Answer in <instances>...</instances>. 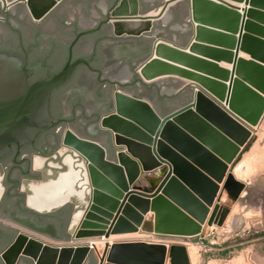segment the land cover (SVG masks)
Segmentation results:
<instances>
[{"label":"water","instance_id":"1","mask_svg":"<svg viewBox=\"0 0 264 264\" xmlns=\"http://www.w3.org/2000/svg\"><path fill=\"white\" fill-rule=\"evenodd\" d=\"M64 1L66 0H11L8 5L6 0H1L4 11L13 12L17 5L21 4V14L24 10L28 20L35 24L42 22ZM140 1L146 0H130V6L127 8L124 4L125 0H119L109 12L107 20L112 21V29L116 36L121 34L117 31L118 28L115 27L114 22L138 19ZM153 1L156 6L164 5V13L173 3H177L175 7L179 9H182L185 4H189L188 8L182 11V15L187 16V21L193 27L194 23L208 27H203L200 30L197 27L194 28L193 41H217V43L227 44L229 48L235 45L233 35L238 33L240 19L236 13L238 8H234L223 0H214L219 4L207 0ZM250 2L255 7H264V0H251ZM101 3L103 5V0ZM10 6L14 8L11 10ZM172 10L174 8L170 9V11ZM210 10L213 12L208 13ZM218 15H224V19H229V24L222 25L217 22L216 20L220 18ZM249 16L264 22V14L252 11L249 12ZM199 18L202 19L199 20ZM147 22V27L140 32L125 35L137 36L148 32L151 22ZM209 28L218 30L222 28L225 31L220 34ZM245 29L264 37V29L258 28L254 24L245 23ZM155 31L156 29L149 37L153 41L140 49L142 51L140 55H144L146 52L151 55L141 64L140 68L149 63L153 69H159V73L163 71L165 73L163 68L166 64L156 59L162 53L161 50L164 47L162 43H165L164 45L170 51L177 52L184 49L175 43L173 37L168 40L164 36H155ZM86 33L88 32L84 34ZM224 33H229L232 36ZM195 42L189 46L190 51H196L208 60L213 59L217 62L225 60L233 63L232 74H228L206 60L186 55L185 57L182 53V57H185L183 61L192 66V70L213 78V80L207 81L209 86L192 82L196 87L195 89L190 88V97L186 103L178 107L172 106L171 111L161 117L152 105L143 101L140 94L125 96L122 94L123 90H118L114 91L112 99L110 97L112 107L107 105L103 107L105 112L97 126L105 144L101 145V149L95 150L99 151L96 152L98 163H100L97 167L102 169L112 183L114 180L119 181L124 191L113 216L94 208L95 203L98 202L97 193L109 195L112 183L105 178L106 182L104 183L91 181L88 173V158L65 143L67 137L76 141L78 139L70 129L62 127L63 132H60L59 137L61 146L71 150L84 160L88 176L85 179L86 184L79 190H87L86 194L83 193L82 198L79 199L82 200L85 195H88V201L81 221L71 235L73 242L101 235L109 238L110 234L121 233L124 230L123 223H121L124 219L119 220V217L121 213L128 215L125 204L132 196H135L130 199L133 203L136 197L146 201L151 199L147 202V209L154 213V224L152 227L150 223H144L142 231L166 236L180 234L190 236L201 231V224L204 223L209 211L208 207L212 206L217 196L218 184L222 183L229 167L234 164L245 145L252 138L253 133L246 124L249 126L256 124L264 111V66H262L264 65V41L246 35L239 36L237 47L246 51L250 55L251 61L237 59L236 55L229 54L228 56L225 54L226 52L201 48ZM85 63L84 60L72 64L67 63L61 71L50 78L41 66L35 67L33 73L29 74L18 59L0 54V157L10 150V146L18 149L24 144L32 143L39 133L56 125L52 122L48 109L50 94L62 86L80 64ZM181 64L183 63L181 62ZM214 79L230 80L229 86L226 87ZM231 104L234 107L230 106ZM110 117H114L117 121L114 128L117 133L114 129L102 125L103 120ZM129 122L137 125V129L133 131ZM239 134L243 135L242 139H239ZM77 137L88 145L87 147L99 142ZM124 150L126 153L123 152ZM120 165H123L125 172ZM140 165L141 171L144 173L143 178L150 182L151 186L149 188L138 187L139 189L130 188L140 175ZM107 169L109 170L107 171ZM113 169L117 172L112 175L111 170ZM197 184L212 187L211 195L204 196ZM154 186L155 188H153ZM71 197V190H63V199H54L51 209L65 204ZM78 212L80 211L75 214ZM132 214L135 217L134 213H130L129 218ZM173 215H176V219L170 221L168 218ZM89 217L94 221L86 225L85 222ZM105 217L110 219L108 224L104 220ZM177 219L180 220L175 221ZM133 220L135 219L133 218ZM118 221L120 223L118 225L122 229L112 231ZM179 230L181 232H178ZM69 243L71 242L63 241L58 244H49L18 236L1 253V260L3 264H15L21 258L30 259L34 264H88L89 260V264H97V261L98 264H104L110 248L109 243H105L102 256L99 258L102 243L72 245ZM123 245H113L111 249ZM168 258L169 264H190L186 248L183 245H169ZM108 259L114 263L134 264L116 258L108 257Z\"/></svg>","mask_w":264,"mask_h":264},{"label":"flooded vegetation","instance_id":"2","mask_svg":"<svg viewBox=\"0 0 264 264\" xmlns=\"http://www.w3.org/2000/svg\"><path fill=\"white\" fill-rule=\"evenodd\" d=\"M68 1H64L42 22L35 24L27 16L21 15V4L13 12L4 11L0 0V25L5 30V34L0 37V54L18 59L29 74L33 73L35 67L41 66L50 78L67 63L79 60L86 62L80 64L69 79L50 94L48 109L52 122L56 125L39 133L32 143L24 144L18 149L10 146V150L0 157V264H3L1 253L18 236L49 244L63 241L71 242V245L90 242H73L71 238L87 205L88 195L80 200L87 190H79L86 184L88 176L84 160L61 146L60 132H63L62 127L65 126L76 137L97 140L104 146L105 141L97 124L104 115L103 107H112L114 91L123 90L122 93L126 95L140 94L142 99L148 96L154 99V95L158 97L157 86L151 87L155 83H148L139 76L141 64L151 57L149 52L140 55V49L153 41L149 37L154 29L160 30L165 38L171 40L173 33H170V27L180 16L175 11L173 22L164 24L160 20L164 14V5L151 6L147 1H140L136 20L151 22L150 30L137 36L121 33L116 36L112 21L107 18L119 0H103L102 7L93 6L95 14L91 13L89 16L92 24L86 27L79 25V19H87L89 12L85 15L79 13L80 16L75 12L70 17L67 11H62ZM124 25L116 24L117 31L131 33L122 29ZM85 32L88 33L84 34ZM129 40L136 47V53L141 51L139 55L134 54L135 51L129 49L127 44L119 43ZM105 45L128 51L120 56L113 53L108 55L102 51ZM136 55L138 57L135 59L127 57ZM113 59L121 67L124 59L123 64L129 73H126V79L111 78L105 72ZM85 74L92 76L93 82L90 85ZM115 120H106L104 124L114 129L117 122ZM129 126L135 130L130 124ZM123 152L126 153L125 150ZM63 190H71L72 197L65 204L51 209L54 199H63ZM77 211L80 212L75 214ZM91 243H102V247L105 245L102 241ZM102 252L101 249L99 258ZM107 255L112 258L109 249ZM124 257L121 255L119 259L130 263L128 257ZM15 264L34 263L30 259L21 258Z\"/></svg>","mask_w":264,"mask_h":264},{"label":"rangeland","instance_id":"3","mask_svg":"<svg viewBox=\"0 0 264 264\" xmlns=\"http://www.w3.org/2000/svg\"><path fill=\"white\" fill-rule=\"evenodd\" d=\"M186 1L188 0H180L179 2ZM245 1L247 2L248 0ZM173 4L175 5L173 7L174 10L172 11L178 12L176 15H180L183 18V20H180L179 16V19L177 18L176 22H183L184 31H171L170 33H173L172 37L181 41L180 46L183 47L184 50L189 49V46L193 43V30L196 25L194 23L193 27L191 23L187 21V16L185 17L182 15V11L187 9L189 4H185L182 9L175 7L177 3ZM172 11H170V13ZM21 15L24 16V14ZM254 25L257 26L256 24ZM257 27L261 28L259 26ZM170 35L171 34H169V36ZM254 38L264 41V38H262L260 35L258 38L257 36ZM238 40L239 38L236 40V42H238ZM236 42L235 45L237 47L238 45ZM202 44L204 43L202 42ZM223 45L225 44L223 43ZM200 47L205 48L203 46ZM206 49L218 50L221 52H226L225 54H228V56L229 54L234 56L230 50L224 51L219 48L213 49L208 47H206ZM220 62L231 64V62H227L225 60ZM218 68L220 67L218 66ZM220 69L226 71L223 68ZM226 72L231 75L233 72V67L231 72ZM216 81L220 82L226 87L229 86L230 83V80ZM226 83L228 84L226 85ZM158 85L159 87L157 90L159 89V92L162 86H175L180 88L181 93L178 97L180 104L186 103V101L189 99L190 88L195 89L196 87V85L192 83L185 84L181 82H172V79L164 80V82L161 84L158 83ZM153 86L155 85H151V87ZM160 101L161 97H156L154 103L157 107H159ZM170 105L174 106L175 102L171 103ZM161 108L162 107H159V109ZM256 124L257 125L250 126L246 124V126L253 133V141L249 147L242 152L240 158L235 161L231 167H229L222 183L218 184L219 189L217 196L214 199L213 205L208 207L209 211L204 223L201 224V231L197 232L195 235L185 236L180 234L175 236H166L142 231V227L146 222L150 223L153 227L154 213L151 212V214H148L149 211L147 209V202L149 200L146 201L145 199L136 197L134 203L131 202L134 205H136L135 202L139 205H137V210L132 212L134 213L135 217H133L132 214L131 218L124 219L121 222L123 223L122 228H124V230L121 231V233H118L119 236L113 234L114 237H118V239L116 238L117 242L115 241L114 245L125 243L126 248L130 245V250L128 249L125 251V254L131 251L128 253V262L134 264H169L168 247L171 244H179L185 246L190 264H264V131L262 130V124H264V111ZM255 142H257V144L260 146V152L262 151L261 153L259 152L260 154L256 158V160H258L257 163L253 164L249 170L244 169V173L242 172L241 174H235L233 172L235 166L241 162L242 159H244ZM144 186L149 188L151 184L150 182H147L145 178L141 177V181L137 183V187ZM153 188H155V186ZM128 208L129 207L126 209L127 211ZM141 208L143 209L141 210ZM133 218L135 220H133ZM80 240H87V238ZM137 241L149 243L156 259L152 258L150 253L146 254L142 248L138 246L136 247L135 244H138ZM109 245V251L112 255L111 259H113L116 254H114V250L111 249L112 244ZM103 250L104 246L102 247V251ZM104 264L123 263H114L109 260L108 257H106Z\"/></svg>","mask_w":264,"mask_h":264},{"label":"bare ground","instance_id":"4","mask_svg":"<svg viewBox=\"0 0 264 264\" xmlns=\"http://www.w3.org/2000/svg\"><path fill=\"white\" fill-rule=\"evenodd\" d=\"M7 2H8V4H10L9 2L11 1V0H6ZM70 1V0H69ZM101 1V0H100ZM147 2H152V0H146ZM208 1V0H207ZM238 1H241V0H238ZM75 2H77V3H80V4H82V6H84V8H85V5L89 2L88 0H73V2L68 6V8H70V6H72ZM209 2H211V1H209ZM67 3V2H66ZM212 3H214V2H212ZM124 4H125V6L127 7V8H129V6H130V0H125V2H124ZM215 4H217V3H215ZM91 5V4H90ZM174 7V5H171L170 6V8H168L166 11H165V13L162 15V17H161V21L162 22H164L163 20H162V18H163V16L164 15H166V13L167 12H169L170 11V9L171 8H173ZM250 7L252 8V9H256V10H246V12H247V14L249 15V12H258V11H263V12H258V13H264V10H258V8L257 7H255V6H253L252 4H251V2H250ZM10 8L11 9H13L12 8V6H10ZM81 9V12L82 13H84V15H85V13L87 14L88 12H87V8H85V9ZM197 10H198V7H197ZM238 11H240V10H238ZM238 11H236V13L239 15V13H238ZM211 12H213V11H208V13H211ZM243 12V11H242ZM22 14H24L25 15V11L23 10V12H22ZM185 16V15H184ZM218 17H220V18H218V20H216L217 22H219L220 24L222 23V25H226V24H229V23H227L223 18H224V15H218ZM222 17V18H221ZM239 18H240V15H239ZM200 19H202V18H199V20ZM164 20H165V17H164ZM210 20V19H209ZM212 21H213V19H211ZM82 23L84 24V25H88V20L86 19V18H84V19H82ZM126 23H129V24H126ZM225 23V24H224ZM116 24H120V25H124V26H122V29L123 30H125V31H127V32H131L130 34H132V33H138V32H140L141 30H143L144 28H146L147 27V25H148V22L147 21H145V20H128V21H115L114 22V25H115V27H116ZM195 24H197L198 26H195V28L197 27V28H199V30L201 29V28H203L204 26L202 25V24H199V23H195ZM204 28H207V27H204ZM219 29H221V30H218V29H210V30H213V31H216V32H218V33H220V34H223L222 32H224L225 30H223L222 28H219ZM246 31V30H245ZM238 32V31H237ZM119 33H121V34H129V33H124V32H119ZM5 34V30L3 29V27L0 25V37L1 36H3ZM224 34H226V35H231V34H229V33H224ZM242 35V34H241ZM155 36H161L160 35V33L156 30L155 31ZM232 36V35H231ZM234 36V35H233ZM240 36V35H239ZM239 36H238V38H239ZM162 37V36H161ZM237 38V39H238ZM195 41H193V43H194ZM197 45H199V43H202V42H195ZM165 44V43H164ZM163 43H162V45L164 46V47H162L163 48V50H161V55L158 57V58H156V57H154V58H156V59H158L159 61H161V62H164V64H166V66H164V70H165V73H164V71L162 72V73H159L158 72V70L159 69H153L152 67H151V65L148 63L146 66H144L143 68H140V70H139V75H140V77L141 78H143L146 82H148V83H157V82H159V81H161V80H163V79H165L166 77H175V78H173V80H179V81H175V82H181V83H185V84H187V83H192V82H198V83H203V85H206V86H209V84H208V80H213V78L210 76H207V75H204V74H202V73H199L198 71H194V70H192L191 69V67L192 66H189L185 61H183V59L185 60V57L186 56H188V57H191V58H196V59H200V60H206V61H208V62H210V63H212V64H214V65H217L219 62H217V61H214L213 59L212 60H208V59H205L202 55H200V54H198V53H196V51H194V52H192V51H190L189 49L187 50V52H185V50H178L177 52L176 51H170V50H168V48H166V45H164ZM236 44H237V42H236ZM220 46V45H219ZM218 46V48H220L221 49V46L219 47ZM223 47V46H222ZM226 49V51H228V50H230V51H235L233 54L234 55H236V58H237V52H238V50L240 49V47L239 48H237L236 47V45H234L232 48H229V47H227V48H225ZM240 50H242V48L240 49ZM104 51L105 52H113V53H117V54H125L126 53V51H128V50H126V49H124V48H119V47H117V48H115V49H111V48H109L107 45H105L104 46ZM225 51V50H224ZM243 51V53L245 52L247 55H249L246 51H244V50H242ZM141 53V51H139V54ZM183 53V55L185 56V57H182V54ZM138 54V53H137ZM180 54V55H179ZM250 56V55H249ZM161 57V58H160ZM199 57H201V58H199ZM238 59V58H237ZM250 60H251V57H250ZM181 62L183 63V64H181ZM232 64V67H234L233 66V63H231ZM111 64H109V65H107V67H106V73L107 74H109V76L111 77V78H115V79H119V80H124V79H126V73L122 70V68L121 67H118V66H110ZM227 65V64H226ZM218 66V65H217ZM231 67V68H232ZM157 73H159V74H157ZM200 77V78H199ZM168 79H171V78H168ZM215 80H217V79H215ZM212 89V88H211ZM214 91V90H213ZM123 94V93H122ZM125 96H126V94H124ZM202 98V97H201ZM144 100L143 101H145V102H147L148 104H150L151 105V101H152V99H153V97L151 98V96H148V97H144L143 98ZM230 106H232V107H234V105H230ZM235 110H236V108H234ZM112 118H114V117H110V118H107V119H104L103 120V122H102V125L104 126V127H108V128H111V126H106V124H104V122L106 121V120H110V119H112ZM146 121H147V119H145ZM116 121V120H115ZM149 122V121H148ZM129 124L131 125V126H133L134 127V129L136 130L137 129V125H135V124H133L132 122H129ZM254 125H257V124H254ZM257 128V127H256ZM262 130L264 131V124H262ZM262 133V132H261ZM115 134V133H114ZM116 135V134H115ZM75 136V135H74ZM243 135L242 134H239V139H242L243 137H242ZM76 137V136H75ZM77 138V137H76ZM78 140H80L79 138H77ZM76 141L75 139H73V138H70V137H67V138H65V143L67 144V145H69V146H71L72 148H74V150L76 151V152H78V153H81V154H83V155H85L87 158H88V160H89V169H88V173H89V177L91 178V181H100V182H102V183H104V182H106L105 181V179L106 180H108V182H110V183H112L111 182V180H109V178L107 177V175L106 174H104L103 173V171H102V169H99L97 166L100 164V163H98V158H97V153L96 152H99V151H95V150H98V149H101V144L99 143V142H97L96 144H92L93 146H90V147H87L88 145H86V144H84V142H82L81 140L80 141ZM258 142V141H257ZM257 142H255L254 144H253V146L251 147V149H250V151H249V153L244 157V159H242V161L241 162H239L236 166H235V168H234V170H233V172L235 173V174H241L242 172H243V170L244 169H246V170H249L250 168H251V166L253 165V164H255V163H257V161L258 160H256V158L258 157V155L262 152H260V149H259V145L257 144ZM95 146H97V147H95ZM94 150V151H93ZM93 152V153H92ZM260 152V153H259ZM120 167H121V169L125 172V170H124V167H122V165H120ZM109 169H107V171H108ZM116 170L115 169H113V170H111V173H112V175L113 174H116ZM109 173V172H108ZM110 173V174H111ZM244 173V172H243ZM248 173V172H247ZM250 173V172H249ZM234 174V175H235ZM245 176V175H244ZM248 177V176H247ZM105 178V179H104ZM126 178V177H125ZM125 181H126V179H125ZM120 184L121 183H119V181H115L114 180V182L112 183V188H111V193L109 194V195H102L101 193L99 194V193H97L98 194V202H96L95 203V206H94V208H96V210L97 211H100V212H103L104 214H107V215H109V216H113V214H114V212L116 211V209H117V207H118V205H119V202L121 201V198H122V196H123V194H124V191L122 190V188H121V186H120ZM197 187L200 189V191L204 194V196H206V197H209L210 195H211V193H212V187H208V185H205V186H203L202 184H197ZM210 188V189H209ZM225 194V193H224ZM131 198H135V196H132V197H130L129 199H128V201L126 202V204H125V206H127V207H129L128 208V211H127V213H128V215H126V213H121V215H120V217H119V220L120 219H129V215H130V213H132L133 211H136L137 210V207L139 206L136 202V205H134V204H132L133 203V201L132 200H130ZM224 198H226V197H224ZM149 200H151V199H149ZM131 201H132V203H131ZM225 204V203H224ZM138 205V206H137ZM213 205V204H212ZM126 209V208H125ZM124 209V210H125ZM143 208H141V210H142ZM210 209V208H209ZM149 211V213L148 214H151V210H148ZM139 212H140V210H139ZM143 212H145V211H143ZM141 214V213H140ZM145 214V213H144ZM143 214V215H144ZM142 215V214H141ZM149 216V215H148ZM168 219H170V221L172 220H174V219H176V215H173V217H169ZM104 220H106V222H107V224L110 222L109 220L110 219H106V217H105V219ZM180 219H177V220H175V221H179ZM93 221L94 220H92V218L91 217H89L87 220H86V222H85V224L87 225L88 223L89 224H91V223H93ZM118 224H120L119 223V221L114 225V227H113V230L112 231H114V230H120V229H122L121 228V226H119ZM127 225V224H126ZM107 226V225H106ZM140 226V225H139ZM202 227V226H201ZM127 228V227H126ZM136 228V227H135ZM140 228V227H139ZM138 228V229H139ZM137 229V228H136ZM135 229V230H136ZM106 230V228L104 229V231ZM178 232H181V230H179ZM131 233V232H130ZM127 234V233H126ZM121 235V234H120ZM116 236H119V234L117 235L116 234ZM114 237L113 236V234H110V236H109V238H105L103 235H101V236H94V237H89V238H87V241H90V242H88V243H91V242H97V241H103V243H109V244H112L111 246H113L114 245V243H115V241L117 242V239H118V237ZM117 238V239H116ZM120 241V240H119ZM137 243L138 244H135V246L137 247V246H140V248H142L145 252H146V254H149L150 253V255H151V257L152 258H155V256L153 255L154 254V252H152V249H151V245L149 244V243H147V242H143V241H137ZM162 244V243H161ZM134 245V244H133ZM164 245H165V243H164ZM163 245V246H164ZM130 246V245H129ZM129 246H127V248L125 247V243H124V245L123 246H121V247H114V254H116V256H115V258L116 259H119L120 257H121V255L122 256H125V257H128V253L129 252H131V251H129L127 254H125V251H127L128 249L130 250V247ZM129 247V248H128ZM185 247V246H184ZM153 248V247H152ZM163 249V248H162ZM165 250V249H164ZM118 257V258H117ZM124 257V258H125ZM156 259V258H155ZM156 261V260H155ZM158 261V260H157ZM145 264V263H144Z\"/></svg>","mask_w":264,"mask_h":264},{"label":"crops","instance_id":"5","mask_svg":"<svg viewBox=\"0 0 264 264\" xmlns=\"http://www.w3.org/2000/svg\"><path fill=\"white\" fill-rule=\"evenodd\" d=\"M89 2L85 5V8H87V12H89V14H88V17H87V19H88V25H83L82 24V19L80 20L79 19V25L81 26V27H86V26H89V25H91L92 24V21L90 20V18H89V16L91 15V13L92 14H95L94 13V11H93V6H100V7H102V3H101V1L100 0H88ZM208 1H211V2H214V3H217L216 1H214V0H208ZM225 3H227V4H230L231 6H233L234 8H238V10H240V11H238V13H239V15H240V19H239V21H238V33L236 34V35H234V39H235V42H236V40H237V38H238V36L239 35H241L242 34V36H244V35H246V36H248V37H256L257 36V38H258V36H259V34L257 33L256 35L254 34V33H252V32H250V31H248V30H246L245 29V23H251V24H256L257 26H259V27H261V28H264V22L263 21H261V20H255L253 17H251V16H249L248 14H247V12H246V10L248 11V10H256V9H252L251 7H250V0H248L247 2L245 1V0H241V1H237V0H223ZM73 2V0H70V1H68L65 5H64V7L62 8V11H67V13L70 15V17H73V15H74V13L75 12H77L78 14L80 13L81 15H82V12H81V9H83L84 8V6H82V4H80V3H77V2H75L72 6H70V8H68V6L71 4ZM151 3V6H155L156 5V3H155V1H153L152 0V2H150ZM91 4V5H90ZM217 4H219V3H217ZM172 5H175V4H172ZM171 6V5H170ZM261 6V5H260ZM263 6V5H262ZM84 8V9H85ZM258 8V10H264V7H257ZM0 11H1V9H0ZM79 11V12H78ZM243 11V12H242ZM258 12H263V11H258ZM174 12L172 11L171 13H170V11L169 12H167V14H166V16L164 15L163 16V18H162V20L164 21V24H166V23H172L173 22V16H174V14H173ZM80 14H79V16H80ZM261 14V13H260ZM262 14H264V13H262ZM164 17H165V20H164ZM81 18H82V16H81ZM179 19V18H178ZM224 19V18H223ZM180 20H183V18L180 16ZM227 23H229L230 22V20L229 19H224ZM184 21H186V20H184ZM83 26H82V25ZM195 26H198L197 24L195 25ZM171 29H172V31H179V32H183L184 31V27H183V22H180V23H177V22H174L172 25H171V27H170ZM227 28V27H226ZM246 30V31H245ZM159 33H160V35L161 36H164L163 35V33L160 31V30H157ZM213 31V30H212ZM214 32V31H213ZM255 35V36H254ZM261 36V35H260ZM262 38H264L263 36H261ZM174 40H175V43H177V44H179V46H180V42L181 41H179V40H177L176 38H174ZM262 40V39H261ZM119 43H125V44H127L128 45V47H129V49H131V50H133V52H134V54H137L136 53V51H137V49H136V47L133 45V43L129 40V41H126V42H119ZM204 44H202V43H199V45L200 46H203V47H208V48H213V49H217L218 48V46L220 45L221 46V49L222 50H226V49H224V48H227V45H223V43H217V41H210V42H203ZM219 46V47H220ZM223 46V47H222ZM109 47V46H108ZM181 47V46H180ZM115 48H117V46H114V47H111V49H115ZM182 49H184L183 47H181ZM220 49V48H219ZM187 50L188 49H185V52H187ZM102 51H103V53H105V54H108V55H112L111 53H113V52H105L104 50H103V47H102ZM232 52V54L235 52V51H231ZM114 55L116 54V55H124V54H117V53H113ZM139 55V54H138ZM138 55H136V56H127V57H132V58H137L138 57ZM126 58V57H125ZM124 58V59H125ZM199 58H201V57H199ZM237 58H240V59H243V60H245V61H251L250 60V56L249 55H247L245 52L243 53V51L242 50H238V52H237ZM123 59V60H124ZM123 60H122V62H121V65H122V67L121 66H119L118 64H117V61L115 60V59H113L111 62H109V63H111V65L110 66H112L113 64V66H118V67H121L122 68V70L125 72V73H128V71H127V69H126V67L124 66V64H123ZM227 63H223V62H220V63H218L217 65L220 67V68H223V69H225L226 71H228V72H231V70H232V64H227ZM262 66H264V65H262ZM129 74V73H128ZM87 77H88V79H89V85L93 82V79H92V76H90L89 74H85ZM168 78H171L172 79V82H175V81H179V80H173V78H175V77H166L165 79H163V80H161V81H159V82H157V83H155L154 85L155 86H157V88L159 87V85H158V83L159 84H161L162 82H164V80H169ZM228 83H226V85H227ZM169 91V92H168ZM181 93V89L180 88H178V87H175V86H162L161 87V90H160V92H159V96L161 97V101L159 102V107H162L161 109H159V107H157L156 106V104L154 103V101H155V99H156V95H154V99L151 101V105L155 108V110L158 112V114L161 116V117H163V116H165V115H167L170 111H171V103H173V102H175V105L174 106H176V107H178L179 105H181L180 104V102H179V100H178V97L180 96L179 94ZM173 106V107H174ZM172 107V108H173ZM162 167H163V165H162ZM157 170V169H156ZM155 171V170H154ZM154 171H152V172H154ZM152 174V173H151ZM143 175H144V173L141 171V169H140V175H139V177L134 181V183L130 186V188H136V189H139L138 187H137V183L138 182H140L141 181V177H143ZM152 176V175H151ZM158 184V183H157ZM157 186V185H156ZM153 190V189H152Z\"/></svg>","mask_w":264,"mask_h":264},{"label":"trees","instance_id":"6","mask_svg":"<svg viewBox=\"0 0 264 264\" xmlns=\"http://www.w3.org/2000/svg\"><path fill=\"white\" fill-rule=\"evenodd\" d=\"M253 141V137L249 140V142L245 145V147L243 148L242 152L245 151V149H247L249 147V145L251 144V142ZM241 152V154H242ZM241 154L237 157L236 161L240 158Z\"/></svg>","mask_w":264,"mask_h":264}]
</instances>
